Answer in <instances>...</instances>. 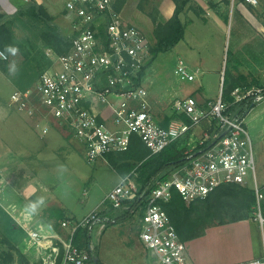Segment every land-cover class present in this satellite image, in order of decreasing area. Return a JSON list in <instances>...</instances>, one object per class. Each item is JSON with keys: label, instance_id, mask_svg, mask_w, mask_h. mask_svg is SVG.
<instances>
[{"label": "built area", "instance_id": "2783aa9c", "mask_svg": "<svg viewBox=\"0 0 264 264\" xmlns=\"http://www.w3.org/2000/svg\"><path fill=\"white\" fill-rule=\"evenodd\" d=\"M65 8L71 24L66 52L46 49L51 64L40 74L36 86L16 89L11 95L20 112L39 119L36 125L42 123L41 135L59 127L83 145L86 160L94 164L107 159L110 153L128 150L134 136L157 154L204 121H209L210 127L200 144L190 151L187 162L168 179L159 181L137 208L130 202L138 197L139 187L128 175L109 190L95 209L80 218L63 219V231L36 223V216L13 214L16 223L27 231V249L34 250L38 263L89 264L100 236L117 222L115 213L134 215L141 210L138 238L154 262L193 264L188 242L181 239L164 208L174 190L190 203L208 197L224 184L249 186L256 196L253 217L263 227L264 191L257 182L253 140L244 117L229 112L223 95L209 107L200 106L195 97L189 96L179 99L175 109L190 122L173 119L168 126L160 125L150 102L148 74L152 54L145 33L125 23L113 7V0H66ZM0 52L7 56L0 60H8L1 47ZM174 72L180 81H195L199 73L181 57ZM232 95L235 102L260 104L264 101V87H236ZM12 212H16L14 207ZM79 230L89 234L86 245L77 243ZM239 264H264V258Z\"/></svg>", "mask_w": 264, "mask_h": 264}, {"label": "rangeland", "instance_id": "374dc122", "mask_svg": "<svg viewBox=\"0 0 264 264\" xmlns=\"http://www.w3.org/2000/svg\"><path fill=\"white\" fill-rule=\"evenodd\" d=\"M169 1L175 5L174 0H113V7L121 13L126 24L140 28L151 44L155 42L156 27L153 16L167 20L174 14L165 12L164 4ZM251 3L257 10H264V0ZM191 5L197 6L199 10L201 8L200 14L192 9ZM257 13L259 16H264V12L257 11ZM54 16V23L69 39L71 24L67 11L63 9ZM180 17L186 24L185 37L173 49L160 53L154 61L150 62L148 85L151 91L152 108L159 112L174 110L179 99L194 96L195 92H197L196 97L205 100L206 107H209L208 100L216 101L220 95H223L222 85L212 73L204 76L203 85L200 87L198 80L180 81L174 68L181 57L189 67L194 69L199 67L201 70L203 67H217L219 59L222 58L224 69L229 50H224L223 47L224 45L229 47L230 42L232 43L236 38L232 18L226 24L227 31L224 34L218 32L213 14H208L194 0L192 2L186 0ZM11 28L13 32L11 45L17 46L19 53L16 56L7 53L8 60H0V197L3 198L2 195L12 185L10 179L15 175L16 182H20L19 184L24 182L23 186L19 185V187L22 186L21 192L26 195V190L29 191L31 200L43 196L45 202L52 205L51 207L60 206L69 215L79 217L104 199L109 190L118 183V175L109 166L108 161H105L106 159H103L104 161L100 164L99 162L89 163L85 158L83 145L59 127L54 126L46 135H41L42 123L40 126L36 125L39 119L29 118L12 103L11 95L16 89L34 88L40 74L50 66L51 59L47 56L46 49L58 51L52 44H46L42 33L45 26L41 23L35 26L28 23H14ZM203 59L205 62H202ZM231 60L232 58L230 62ZM13 61L19 69L15 75L9 73V65ZM246 63L238 67V71H233L230 84L238 83L237 87L242 88L253 87L254 84L250 82V79L248 80L247 73L250 65ZM226 89H228L227 86ZM163 90H165L164 93ZM180 90L181 94H185L184 96L176 94L173 98H169L167 104H162L164 103L162 102L163 94L176 93ZM224 95L226 96V93ZM231 96L234 98L232 94ZM226 102L229 104L231 101ZM263 107L264 101L255 107L259 112L255 118H250L249 114L246 115V123L253 140L257 182L262 191H264V110L261 109ZM254 124L257 126L256 129L253 128ZM209 127L210 123L204 121L180 139L187 141L188 152L200 144ZM60 165L67 169L62 175L59 172ZM135 175L136 173L133 172L129 176L138 185ZM10 200V197L4 196L2 202L7 204ZM2 211L0 208V217L12 223L13 220L8 217L9 220H7ZM141 215V210L131 215L123 229L121 225L116 226L121 229L119 232L122 247L118 240H114L110 242L107 250H101L100 236L93 255L97 256L102 264H156L136 238ZM58 230L63 231L61 227ZM249 233L252 234L250 250L255 254L259 253V258L263 259L264 231L254 217L246 222L207 228L204 237L188 242L189 255L202 260L210 258L207 262H228L249 251L243 247ZM6 238L0 233V264H39L33 249H27V254L24 252V248L28 247L26 242L22 244L19 240L17 242L11 240L9 243L5 240ZM117 243L119 246L116 245Z\"/></svg>", "mask_w": 264, "mask_h": 264}, {"label": "trees", "instance_id": "16d2710c", "mask_svg": "<svg viewBox=\"0 0 264 264\" xmlns=\"http://www.w3.org/2000/svg\"><path fill=\"white\" fill-rule=\"evenodd\" d=\"M174 1L176 8L170 19H158L157 16H153L156 28L155 42L150 45L152 54L150 62L154 61L160 53L173 49L185 37L186 24L181 20L180 14L184 9L186 0L181 2L179 0ZM187 1L192 2V0ZM191 8L200 14L201 8L199 10L197 6L193 5H191ZM14 23H28L32 26L39 23L43 24L45 29L42 33L46 44H52L60 54L66 52L69 46V39L62 33L60 27L54 23L53 17L42 6L35 1H31L21 7L14 17L0 13V47L4 51L6 46L11 45L13 39L11 26ZM227 55L223 95L226 93L225 97L227 100H225L231 101L229 103V112L239 113L245 117L248 111L256 104L249 100L235 102L234 98L231 97V92L237 85H232L226 89L227 77L230 75L229 51ZM185 119L190 122L188 117H185ZM191 154L187 150V141L180 139L167 146L160 153L152 154L144 142L138 136H134L128 150L108 154L107 161L121 177H126L133 172L136 173L135 179L138 183L139 195L130 203L134 208H137L146 200L147 196L157 186V183L168 179L176 168L187 162ZM255 201V192L251 187L224 184L208 197L197 199L191 203H187L174 190L172 199L164 204V208L168 212L181 239L188 242L202 236L209 227L252 218V207ZM44 214L48 224L55 229H59L61 221L69 217L63 209L57 207L47 208ZM126 214L128 217L132 213L127 212ZM118 218L119 220L122 219L121 216ZM219 218L220 220L218 221ZM88 239V232L79 230L77 243L86 245ZM5 240L11 243L9 238ZM95 257H93L90 264H102L99 259L96 261Z\"/></svg>", "mask_w": 264, "mask_h": 264}, {"label": "crops", "instance_id": "0c3cea01", "mask_svg": "<svg viewBox=\"0 0 264 264\" xmlns=\"http://www.w3.org/2000/svg\"><path fill=\"white\" fill-rule=\"evenodd\" d=\"M30 1H35L38 5L42 6L52 17H55L54 15L59 14V12H61L63 9L66 10L65 0H0V13L5 14L9 17H14L19 12V9L21 7H23L26 3H29ZM194 1L199 6H201L203 9H205L208 12V14H210V15L213 14V20L216 22V25H217L216 30L218 32H223V34H224V32L227 31L226 24L228 23L229 20H231V18H232V21L234 23L232 26H233L234 30H236V34H235L236 38L234 39V41L232 43L230 42L229 47H227V45H224V47H223L224 50L225 49L229 50V52H230L229 58H232V60L230 62V75L227 77L226 86L227 87H230L232 85L239 86L238 83L237 84H230V79L233 76V71H238L239 70L238 67L240 68L241 65L247 64L246 62H248V64L250 65L247 69L248 70L247 73L249 74L248 80L250 79V82L252 84H254L252 88L263 87L264 86V16H259L257 11L264 12V10H259V9L257 10L256 7H254L252 5V3H251L252 1H249V0H231V1H229V0H194ZM260 1H263V0H260ZM164 7H165L166 13L167 12L169 14L174 13L175 5L171 1L166 2L164 4ZM226 58L228 59V55ZM227 59L224 62L226 65H227ZM202 62H205V60L203 59ZM222 63H223V59L221 58L218 61L217 67H215V68L203 67L202 70L197 66H196L197 68H195V69H194V67L192 68L190 66L192 68L191 69L192 71H194V70L199 71L196 80L199 81L200 87L203 85L204 76L207 73H209V74L212 73L215 76V78L220 81V84L222 85V88L224 90V80H225V69H226V67H224V69H223ZM232 65H233V67H232ZM164 92H165V90H163V93ZM181 93L182 92L180 90L179 92L176 91V93L171 92L168 94H163V96H162L163 101L162 102H164V103H162V104H167L169 101V98H171V97L173 98L176 94H181ZM196 93L197 92H195V94H193L194 95L193 97H195L197 99L200 106L206 107L205 106V100H203L202 98L196 97L195 96ZM231 94H232V92H231ZM182 95L184 96L185 94H181V96ZM150 102L152 105L151 96H150ZM210 102H214V100H211V99L208 100V104ZM257 105H259V104H256L255 106H253L248 111L247 114H249L250 118H255L257 116V114L259 113L255 109V107ZM261 109L263 111L264 107ZM152 111L154 113L156 121L162 126H168L173 119H184V120H186L184 115L178 114L176 109H174V110L171 109V110H166L164 112H162V111L159 112V110H153V108H152ZM253 112H254V114L252 115ZM244 119H245V123H246V116L244 117ZM254 121H257V120L254 119ZM263 123H264V121H263ZM207 125H208V123H207ZM246 125H247V123H246ZM253 128H255V129L257 128L256 124H254ZM103 161H104L103 159H100L97 162H99V164H100ZM105 161L107 162V159ZM109 166H110V164H109ZM114 172L118 175V178H119L118 182H119L122 177L115 170H114ZM10 180L12 181L11 182L12 185L9 186L8 187L9 189L7 191H5L4 195H2L3 198L0 197V208L3 210L2 212L5 215V217L6 218L8 217L13 221H12V223L11 222L9 223L10 220L8 218H7V220H9V221L7 222L6 220L3 219V217H0V233L12 241L17 242L19 240L20 243L25 244L26 239H27V231L24 228H21L16 223V221L14 220L12 215L14 214L15 216L19 217L24 212L23 211L24 205L29 200H31V195H30V192L27 190H26V193H27L26 195L23 192H21V191H23L22 186L24 185L23 184L24 182H22L21 184H19L20 182H16L15 175H14V177H11ZM25 181H27V180H25ZM19 185H22V186L19 187ZM4 196L7 198L8 197L11 198L9 203L5 204L2 202V199H4ZM86 196H85V198H86ZM83 199H84V197H83ZM102 200L98 204H96L94 207H92L90 210L85 211L79 217L71 216L68 213H66V214L69 217L80 218V217L86 215L87 213H89L90 211H92L93 209H95L102 202ZM51 206H52L51 204H47V202H45V205L40 210L39 214L35 215L36 216V221H35L36 223H45L46 225L53 228L50 224H48V222L45 218V214H44L45 209H47ZM13 207L16 209V212H12ZM57 208H61V207L57 206ZM126 215L127 214L125 212L115 213V216L117 217V222L109 225L104 230L103 235H101V238H102L101 250L102 249L107 250V248L110 246L111 241H114V240L117 241L118 240L119 244L121 243V239H120L121 236H120L119 230L123 229V227L127 224V220L130 217V216L127 217ZM120 216L122 217L121 220H119V218H118ZM246 221H248V219L239 220V221H235V222H246ZM231 223H234V222L215 225L212 227L224 226L226 224L228 225ZM118 225L122 226L121 229L116 228V226H118ZM261 228L264 231V226L263 227L261 226ZM53 229H55V228H53ZM56 230H58V229H56ZM241 231H244V230H241ZM205 235H206V232L200 237H204ZM251 237H252V234L249 233L245 238V244L244 245L242 244L243 247H245L246 249H249V251H245L243 253L244 255H242L240 257H235L228 262H221V261L207 262L210 258H205V260L204 259L202 260V259H198V258H195V257L189 255L191 262L193 264H239V263H242V262L247 261V260L258 259L259 253L255 254L253 251L250 250L251 246H252ZM95 238L96 237H94V239ZM136 238H137L138 243L140 244L138 235L136 236ZM126 239H128V238L126 237ZM195 239H197V238H195ZM189 241H191V240H189ZM119 244L117 243L116 245L119 246ZM120 247H122L121 244H120ZM142 247L145 250V252H148L143 245H142ZM124 248H126V247H124ZM24 252L25 253L27 252L26 247L24 248ZM263 254H264V243H263Z\"/></svg>", "mask_w": 264, "mask_h": 264}, {"label": "clouds", "instance_id": "9594fccd", "mask_svg": "<svg viewBox=\"0 0 264 264\" xmlns=\"http://www.w3.org/2000/svg\"><path fill=\"white\" fill-rule=\"evenodd\" d=\"M5 52L10 54L11 56H16L19 53V48L17 46L8 45L6 46ZM0 57L7 59V56L5 55V53H2V52H0ZM18 71L19 69L17 67V64L15 61H13L9 65V73L12 75H15L17 74ZM66 171L67 169L63 165L59 166V172L61 173V175ZM44 205H45V198L41 196L35 200L28 201L24 205L23 211L27 216L32 217V216L38 215L40 210L44 207Z\"/></svg>", "mask_w": 264, "mask_h": 264}, {"label": "water", "instance_id": "95a60500", "mask_svg": "<svg viewBox=\"0 0 264 264\" xmlns=\"http://www.w3.org/2000/svg\"><path fill=\"white\" fill-rule=\"evenodd\" d=\"M223 134H224V133H223ZM95 259H96V261H98V257H97V256L95 257Z\"/></svg>", "mask_w": 264, "mask_h": 264}]
</instances>
